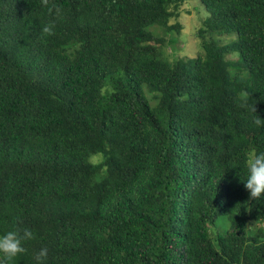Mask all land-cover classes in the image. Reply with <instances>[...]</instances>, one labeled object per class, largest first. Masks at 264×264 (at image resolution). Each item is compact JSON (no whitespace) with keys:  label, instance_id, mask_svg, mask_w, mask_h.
Masks as SVG:
<instances>
[{"label":"trees","instance_id":"obj_1","mask_svg":"<svg viewBox=\"0 0 264 264\" xmlns=\"http://www.w3.org/2000/svg\"><path fill=\"white\" fill-rule=\"evenodd\" d=\"M184 1L0 0V235L34 232L11 264H264V0H198L200 52L169 58Z\"/></svg>","mask_w":264,"mask_h":264},{"label":"clouds","instance_id":"obj_2","mask_svg":"<svg viewBox=\"0 0 264 264\" xmlns=\"http://www.w3.org/2000/svg\"><path fill=\"white\" fill-rule=\"evenodd\" d=\"M54 23H48L42 32L53 35ZM255 111V108L253 109ZM253 123L264 127V119L256 115ZM243 166L246 169V180L243 183L251 199H264V150L252 148L244 157ZM235 169V168H233ZM34 239V232L27 226L15 224L11 229L0 235V257L5 258L9 264L26 252L25 242ZM47 248H41L34 254L35 264H44L47 257Z\"/></svg>","mask_w":264,"mask_h":264},{"label":"rangeland","instance_id":"obj_3","mask_svg":"<svg viewBox=\"0 0 264 264\" xmlns=\"http://www.w3.org/2000/svg\"><path fill=\"white\" fill-rule=\"evenodd\" d=\"M182 13L178 19V22L182 25V31L173 39L176 40V45L172 43V47L175 46V52L170 51L167 47L169 58L174 53H179L183 58L194 59L196 54L200 52L198 41L195 37V31L201 25L202 20L206 17L204 8L199 4L198 0H185L182 6ZM233 58V57H230ZM100 155H95L90 158L91 162H100Z\"/></svg>","mask_w":264,"mask_h":264}]
</instances>
